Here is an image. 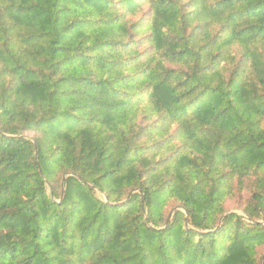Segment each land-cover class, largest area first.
<instances>
[{
	"label": "trees",
	"instance_id": "obj_1",
	"mask_svg": "<svg viewBox=\"0 0 264 264\" xmlns=\"http://www.w3.org/2000/svg\"><path fill=\"white\" fill-rule=\"evenodd\" d=\"M0 264H264V0H0Z\"/></svg>",
	"mask_w": 264,
	"mask_h": 264
},
{
	"label": "rangeland",
	"instance_id": "obj_2",
	"mask_svg": "<svg viewBox=\"0 0 264 264\" xmlns=\"http://www.w3.org/2000/svg\"><path fill=\"white\" fill-rule=\"evenodd\" d=\"M234 205H235V204H234L233 201H229V202L227 203V208L230 209V210H234V211H237V212H241V208L236 207V206H234ZM262 252H263V250H262Z\"/></svg>",
	"mask_w": 264,
	"mask_h": 264
}]
</instances>
